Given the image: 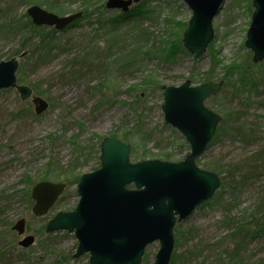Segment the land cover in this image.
Segmentation results:
<instances>
[{
  "label": "rangeland",
  "instance_id": "obj_1",
  "mask_svg": "<svg viewBox=\"0 0 264 264\" xmlns=\"http://www.w3.org/2000/svg\"><path fill=\"white\" fill-rule=\"evenodd\" d=\"M33 1L27 5L24 0H0V23L27 13L31 6L46 9L45 3L52 0ZM89 1L95 9L106 6L109 0ZM85 2H65L64 13H54H81ZM149 6L156 11L148 19L139 26L127 23L118 32H111L109 22L100 25L93 9L91 18L84 19L80 26L56 32V42L44 51L31 52L32 45L22 49V36L0 40V61L17 57L18 51L28 53L21 60L25 78L21 80L18 71L17 79L50 103V109L38 117L32 102H21L16 90L0 91V200L2 192L8 198L0 201V264H89L88 254L74 259L78 247L74 234H40L41 227L57 213L76 208L77 195L66 199L63 205L67 207L59 202L48 216L36 218L23 197L28 188L26 177L36 183L42 181L50 171L48 162L56 168L51 175L60 178L48 180L54 183L65 182L67 167L76 161L80 173L94 172L100 167L99 142L114 134L122 140L124 134L136 132L137 126L140 130L135 137H146V141L140 144L137 138L131 145L140 155L150 152L154 159L182 161L190 152L189 146L165 123L161 108L164 98L162 91L155 90V84L179 87L190 80L194 86L202 85L212 68L211 52L219 62L211 81L224 86L228 66L247 65L251 52L245 42L254 11L252 0H225L213 21L214 41L205 55L199 60L178 55L171 62L166 61V43H174L178 37L183 40L192 11L183 0H152ZM119 13L107 10L104 19ZM254 72L264 74V65ZM27 106L33 115H20ZM206 107L223 119L224 113H230L227 127L244 124L256 141L247 144L230 132L215 137L197 160L201 168L218 174L222 181L227 179L232 188L217 191L210 202L176 224L173 255L181 257L178 264H219L215 261L220 257L225 258L224 264H264L263 228L243 241L237 258L227 256L235 246L231 235L236 223H250V213L264 203V164L258 163L259 174L251 178H245L246 173L238 168L264 147V83L258 82L251 91L245 86L238 93L227 87L214 101L208 100ZM78 146L93 149L86 166ZM166 155L174 156L168 160ZM131 161L136 162L134 158ZM76 188L67 191L76 192ZM22 219L26 220V233L19 237L11 228ZM233 220H238L234 226ZM27 236L35 237V245L23 250L18 242ZM159 249L158 242L150 245L142 264H153Z\"/></svg>",
  "mask_w": 264,
  "mask_h": 264
},
{
  "label": "water",
  "instance_id": "obj_2",
  "mask_svg": "<svg viewBox=\"0 0 264 264\" xmlns=\"http://www.w3.org/2000/svg\"><path fill=\"white\" fill-rule=\"evenodd\" d=\"M139 1L109 0L106 6L127 13ZM183 1L192 11L183 44L194 58L200 59L214 39L213 21L225 0ZM253 7L245 46L252 52L254 63H259L264 61V0H253ZM27 15L34 25L54 27L57 33L82 17V13L61 17L36 5L28 9ZM26 55L0 61V91L16 90L21 101L31 100L35 114L41 116L48 111L49 103L17 79L20 60ZM221 88L222 83L193 86L190 80L179 87H165L164 121L189 144L191 151L185 160L133 163L131 145L105 138L101 143L100 168L81 176L75 210L59 212L47 224L46 233L74 234L78 241L74 258L88 254L89 264H142L146 249L156 242L160 249L154 264H170L176 224L210 201L222 184L218 174L203 170L196 163L206 153L222 121L205 105ZM66 189V183H37L31 191L33 215H48ZM12 230L23 236L26 220H20ZM34 243L35 237L27 236L19 245L27 249Z\"/></svg>",
  "mask_w": 264,
  "mask_h": 264
},
{
  "label": "trees",
  "instance_id": "obj_3",
  "mask_svg": "<svg viewBox=\"0 0 264 264\" xmlns=\"http://www.w3.org/2000/svg\"><path fill=\"white\" fill-rule=\"evenodd\" d=\"M152 0H144L142 4L135 6L131 11L127 14L124 13H119L116 15L114 18H108L104 19V13H107L105 5H102L98 8H93L91 5V1L86 0L85 8L83 9V17L79 21L74 22L71 26H69L65 31L75 28L80 26L81 22L84 19L91 18V15L93 14L91 10H96L97 12V21L100 25L103 26L105 22L108 25L111 26V32H118L121 27H123L127 23H134L136 26H139L145 19H148L152 13H154L156 10L155 9H150V2ZM25 4L29 5L33 3V0H24ZM62 2V3H61ZM65 2H71V0H52L51 2L45 3V7L48 11L50 12H55L58 14L64 13V5H67ZM43 6V7H44ZM251 9V7H249ZM8 10H6L4 16L8 14ZM94 12V13H95ZM7 13V14H6ZM187 27L185 26L184 29ZM64 31V32H65ZM17 36H22L24 37V43L22 44V49H25L28 45L31 46L30 50L31 52H38L39 50H46L49 47H51L55 42H56V32L53 28H49L46 26L43 27H38L33 24L31 18L27 15V13L19 16V17H11L9 20H5L2 23H0V40H8L11 38H15ZM166 61L171 62L173 61L178 55H189V53L185 50L182 42V37H178L174 43L167 44L166 43ZM211 51H213L212 48H210ZM210 51V52H211ZM21 51H18L16 55H20ZM211 59H212V68L210 73H208V78L205 80V82H209L212 79V75L215 72L217 66L219 65V62L217 61L215 55L211 52ZM250 57L247 59V65L244 67L243 65L240 64H233L231 66H228L227 69L225 70V74L223 79H225V86L223 85V89L221 93L227 89V87H232L235 91V93L243 91L245 86L249 87V91L256 89L257 83H264V74L261 73L260 75L256 74L255 71L258 72L260 67H263L264 62L260 64H255L252 60V55L249 53ZM20 78L21 80H24V66L21 65L20 70H19ZM193 78V77H192ZM222 79V80H223ZM155 90L157 91H162V98H163V86L160 85L159 83L155 84ZM6 92H9L10 90H5ZM36 93V90H35ZM220 93V94H221ZM140 101L142 99V96L140 95ZM216 97L211 98V101H214ZM130 108L136 113V109H133L132 105H129ZM30 106H27L26 109L20 111V115L23 113L27 112V114L33 115L32 110H29ZM229 115L230 113H224V119L222 123L220 124L218 131H217V138H220L224 136L227 133L234 132L235 135L240 138L243 142L247 144H251L253 141H256L253 139V132L251 129L247 128L242 125H238L237 127L234 128H228L227 123H229ZM138 129L136 132L132 133H126L122 136V140L126 143L131 144L134 139H137L135 137V134H138L140 127L137 126ZM136 127V128H137ZM113 138H118V134L112 135ZM101 140V138H98ZM139 143L141 144L142 142L146 141V137H139L138 138ZM188 148V147H187ZM79 152L81 155H85V163L84 166L88 165L89 160L91 159L93 153V149L90 147H80L78 146ZM181 151V149H180ZM100 153H101V142H99L97 146V162L100 166ZM144 152V154L140 155V152L136 150V146L132 145V153H131V158H134L136 162L138 161H145L148 158L154 159V155H152L150 152ZM174 155H166V159L171 160ZM78 161L75 163H72L67 167L68 172L64 174L65 182L68 184V190L73 187L77 186L82 173L79 172L77 168L78 165L76 164ZM258 163L264 164V147L263 150L259 153H257L254 158H250L248 161L244 162L241 164L240 167L244 173H246L245 178H251L255 176L256 174H259L260 171V166H258ZM55 164L53 162H48L47 168L50 170L47 174L46 177L43 178L42 181H48L49 179H60L59 177H53L51 173L53 170L56 168L54 167ZM236 170V169H235ZM65 172V171H64ZM231 172V171H230ZM225 180V181H224ZM222 181V186L219 191H224V189L232 188V185L227 183V179H224ZM26 182L28 185L27 190L25 191L23 197L27 201L28 206L32 209L34 202L31 199V189L34 187L36 182H34L30 177H26ZM76 192H71V191H66L64 196L61 197L59 200L60 206H66L63 205V203L66 201L67 198H71V196H75ZM8 199L5 195V192H2L1 194V200H6ZM58 202V203H59ZM57 203V204H58ZM252 221L250 223H236L238 220H233L231 221L232 225L236 223V230L235 232L231 235L232 240L235 244L234 249L232 251H227V256L229 258L233 257L234 259L237 258L239 251L242 248L243 241L247 237H252L253 234L259 233L264 229V203H261L256 206V208L250 213ZM263 228V229H262ZM12 230V228H11ZM46 233V225L41 227V233L44 234ZM241 235H244L245 237H240ZM178 242V239H177ZM178 244V243H177ZM0 252V254H2ZM181 257H178L176 255L173 256L171 264H178V261L180 260ZM147 259V256H145L144 261ZM216 263L219 264H224L225 258L220 257L215 261ZM221 262V263H220Z\"/></svg>",
  "mask_w": 264,
  "mask_h": 264
}]
</instances>
